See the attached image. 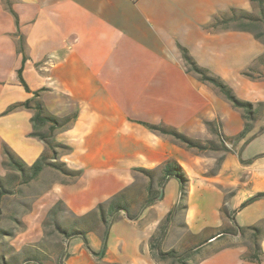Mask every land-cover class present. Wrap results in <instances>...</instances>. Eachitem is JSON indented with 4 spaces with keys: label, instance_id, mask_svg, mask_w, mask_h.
Listing matches in <instances>:
<instances>
[{
    "label": "crops",
    "instance_id": "1",
    "mask_svg": "<svg viewBox=\"0 0 264 264\" xmlns=\"http://www.w3.org/2000/svg\"><path fill=\"white\" fill-rule=\"evenodd\" d=\"M185 4L186 0H0V126L21 129V143L45 148L39 139L26 138L34 130L35 110L24 103L34 106L39 101L59 119L74 115L67 126L56 130L54 140L69 148L62 149L58 159L78 176L66 182L65 175L46 166L36 178L49 169L61 177L49 188L57 189L64 206L74 212L100 206V211L109 213L139 199L125 196H140L139 213H147L139 220V214L116 218L110 230L118 240L129 228L153 234V227H161L178 200L177 190L175 198L163 205L164 187L171 177L161 189L162 167L167 161L176 162L188 180L186 209H178L172 217H180L181 243L187 236L197 244L220 228L232 227L221 212L224 205L234 211V221L243 229L241 234L209 240L182 257L189 264H264V197L240 208L264 193V130L254 123L260 112L245 140L224 141L228 152L188 149L145 126L203 141L217 139L206 123L215 121L228 138L244 127L243 112L188 70L183 50L189 54L194 48L195 17L183 11ZM185 24L192 28L191 38L184 36ZM253 99L255 104L264 103V93ZM9 139L0 135V147ZM141 169L150 171L151 177ZM150 188L161 198L147 204ZM105 218L87 230L88 247L95 253L102 248ZM155 234L158 239L160 229ZM66 248L74 254L66 264H95L98 259L83 240L67 241ZM112 250L99 259L103 264L118 262ZM144 258L155 264L166 258L179 263L170 256L154 258L152 247Z\"/></svg>",
    "mask_w": 264,
    "mask_h": 264
},
{
    "label": "rangeland",
    "instance_id": "2",
    "mask_svg": "<svg viewBox=\"0 0 264 264\" xmlns=\"http://www.w3.org/2000/svg\"><path fill=\"white\" fill-rule=\"evenodd\" d=\"M183 11L193 14L195 17L193 31L195 45L189 55L198 66L207 69L211 75L219 77L227 84L238 99L255 105L256 111H259L261 115L254 123L256 126L262 124L263 131L264 103L261 102L262 105H259L252 100L259 92L264 93V79H262L264 78V66L262 65L264 62L260 61V57L264 55V39L255 36V32L249 29L252 24L246 20L244 22L242 20V23L229 22L219 25L216 22L226 15L232 16L243 11L264 17V3L259 6L256 0H186ZM189 28L185 24L183 31L187 38L192 37V28ZM185 50L188 52L187 48ZM219 107L218 104L217 109ZM230 113L227 110L229 117H231ZM12 130L0 126V135L3 134L4 138L6 136L10 138L6 144L0 147V163L2 162L0 164V187L10 191V193H2L0 196V264H26L25 260L29 257H34L40 264H59L57 261L61 257L62 264H66L67 257L74 255L64 248L67 241L83 239L81 235L65 239L64 235L55 227V223L66 229L68 233L72 230L83 231L87 241L91 239L87 230L101 224L100 211L97 209L89 212H74L66 208L60 192L55 188H49L51 183L61 179L51 169L47 170L40 178L27 184H18L22 176L19 174L21 172L18 168L15 167L16 174L19 176L18 179L12 180V171L3 165L4 161H11L9 154L13 156L14 161L23 163V167L28 171L46 150L43 144L39 148L32 143H21L22 130L16 128ZM26 138L38 139L33 135H26ZM245 139L246 135L236 139L235 142ZM56 150L57 153H62V149L57 148ZM74 178L75 176H64L63 181L69 182ZM177 190L179 191L178 180L171 177L164 187L166 199L163 205H167L175 198L174 193ZM125 197L134 200L141 198L136 195L135 197L133 195ZM139 199L138 201H129L127 204L129 210L126 213L122 212V214L119 211L113 216L111 215L112 211L104 213L106 216L104 230L108 221L110 226L107 227V236L104 239L105 252L101 258L107 254L106 251L110 247H113L111 255L118 258V262L115 264H155L144 257L152 244L158 240L160 251H174L176 255L182 256L192 254V249L197 244L194 243L195 241L189 240L187 236L185 237L186 243H181L183 235L182 230L178 227L180 223L178 216L169 223L163 241H161V235H159L161 239H157L155 236V231L160 229L157 225L152 228L153 234L151 231L141 232L136 228H129L126 237L122 234V240L115 239V232L110 228L116 218L125 215L127 218L133 219L139 214L137 216L139 220L146 215L147 212L139 213L143 206ZM131 209L134 210L131 211ZM100 251L94 253L100 255ZM89 253L94 256L91 249ZM99 259H96L95 264L104 263ZM158 263L179 264L171 258L158 261ZM190 264L195 263L192 261Z\"/></svg>",
    "mask_w": 264,
    "mask_h": 264
},
{
    "label": "trees",
    "instance_id": "3",
    "mask_svg": "<svg viewBox=\"0 0 264 264\" xmlns=\"http://www.w3.org/2000/svg\"><path fill=\"white\" fill-rule=\"evenodd\" d=\"M256 1L258 2L259 6H261V4L263 5V3H264V0H256ZM233 11L235 12V10H233ZM261 11H262V9H261ZM245 20L252 24L249 29L252 30L253 32H255V36L259 39H262V37H264V17L263 16L258 17L253 13H247V12L243 11V12H240L239 14H233L232 16L226 15L225 17H222L221 19L217 20L216 24H218V25L219 24H227L229 22L242 23ZM262 22H263V24H262ZM239 26H240V24H239ZM256 30H261V31L258 32ZM18 51L22 52L21 41L18 44ZM183 58L186 62V65L188 66V70L193 72L194 74H196L198 76V78L200 79V81L213 85L222 94V96L228 102L231 103V105L234 108L239 109L243 112L242 116H243L245 123H244V127H243L242 131L240 133H238L236 136L228 138V137L224 136L218 130V124L217 123H215V122L206 123L210 132L212 134H214L215 136H217L218 141H214V140L203 141V140H199V139L189 138L186 135L178 133L172 129H167L164 127H160V126H156V125H152V124H146V123H145V126L148 127L149 129L155 131V132L160 133V134H166V135L172 136V138L174 140L183 144L188 149H193V150H197L200 152H204L207 150H214V151L222 150L224 152H228L229 150L224 146V141H226V140H234L235 141L236 139L243 138L245 135H247L250 131L252 121L256 119V112L257 111H256V109L252 103L238 99L235 96L232 89L227 84H225L219 77L211 75L207 69L198 66L195 63V61L193 60V58L188 54V52H186V50H183ZM23 60H25V58ZM263 60H264V56L260 57V61L263 62ZM18 74L19 75L21 74V69H19ZM20 82L27 89V87H26L24 81L21 79V77H20ZM34 96H37V93H35ZM260 105H262V104H260ZM24 106H26L27 108H33L35 110V113L31 118V123H32L34 130L30 135H33V136L37 137L40 141H42L45 145L46 150L40 155V157L28 169V171L23 167V163L14 161L13 156H11L9 154V156L11 157V161L10 162L4 161L3 165L12 171V175H11L12 180L18 179V176H19L16 174L15 167L18 168V170L21 172L19 174L22 176V177H20L18 184H27L30 181L34 180L40 174V172L44 169V167H46V166L55 169L56 171L60 172L61 174L65 175V176H78L79 172L72 171V170L68 169L66 167L65 163L59 161V159H58V153H57L56 149L60 148L63 150H69V148L65 145L57 143L54 140V134H55L56 130H58L59 128H62L64 126H67L74 119L75 116L74 115L67 116V117H64L62 119L53 117L46 112L43 105L39 101H35L34 106H29V102L27 101L26 103H24ZM15 107H16V105L10 107L9 110H12ZM38 126H40V128L42 129L41 131H37ZM140 171L142 173H144L145 175H147L148 177H151V175H152L150 171H147L144 169H141ZM162 171L164 173V176H163L162 180L160 181V188L163 189V186L165 185V183L169 177H174L178 180L179 191H178V200H177L176 204L167 213V215H166V217H165V219H164V221L160 227L161 237H163V235L165 234L166 226H167L168 222L172 219L174 214L177 212V210L178 209H186L187 181H188L186 176L184 175L181 167L174 161H167L163 165ZM7 192L10 193L9 190H6L3 187H0V196L2 193H7ZM149 192H150V197L147 201V204H151L152 202L161 198L160 193H158V192L155 196H153L151 194V188H150ZM263 197H264V193H258L257 195H255L254 197H252L251 199H249L248 201L243 203L240 208L244 207L246 204H248V203H250V202H252L258 198H263ZM98 209L100 211L101 207L98 206ZM121 209L128 212V205L124 204V205L118 206L116 210L112 211L111 215L113 216L114 214H117L119 212V210H121ZM221 212L225 217H227L232 222V227L220 228L219 230H217L216 234H214V235L208 237L207 239H204V240L200 241L199 243H197V245H195V247H193L192 252H194L195 250L204 246L205 243L208 242L210 239L219 238V237H222V236L227 235V234H232V235L233 234L234 235L235 234H241V232H243V229L241 227H239L234 221V211H228L227 207L224 205V206H222ZM100 214L102 216V219H104L105 218L104 212L100 211ZM108 222L106 224L104 233L102 235V249L100 251V259H101L102 254L105 252V249H104L105 248V240L104 239H106V236H107V227L110 226V225H108ZM55 227L57 228V230L60 233H62L64 235L65 239H68L74 235H81L82 239L84 240V244H85L86 248L90 251L83 231L72 230L70 233H68L66 229H63L61 226H59L56 223H55ZM252 229L255 230L256 232L258 231V229L255 227H253ZM158 239H161L160 236ZM158 242H159V240L156 241L151 246L154 258L156 257L159 260V257L163 258L165 256H170V257H173L176 260H178L180 264H189L186 261V259H184L182 257V255L178 256V255H176V253L174 251H169L167 253H163V252L159 251L158 250V244H159ZM64 248L66 249V247H64ZM255 249L258 250V245L256 244V242H255ZM66 250H65V252H66ZM155 251H156V253H154ZM94 255H98V254L94 253ZM57 262L59 264H62L61 257L58 258ZM25 263L26 264L27 263L40 264L37 260H35L34 257L27 258L25 260Z\"/></svg>",
    "mask_w": 264,
    "mask_h": 264
},
{
    "label": "water",
    "instance_id": "4",
    "mask_svg": "<svg viewBox=\"0 0 264 264\" xmlns=\"http://www.w3.org/2000/svg\"><path fill=\"white\" fill-rule=\"evenodd\" d=\"M124 213H126V211H124ZM210 240H212V239H210ZM94 257L99 258L100 255H94Z\"/></svg>",
    "mask_w": 264,
    "mask_h": 264
}]
</instances>
